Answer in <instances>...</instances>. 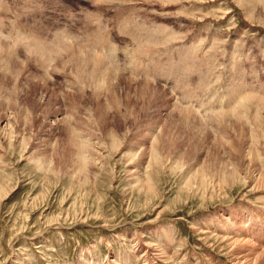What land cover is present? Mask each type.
Returning a JSON list of instances; mask_svg holds the SVG:
<instances>
[{
  "label": "rangeland",
  "instance_id": "obj_1",
  "mask_svg": "<svg viewBox=\"0 0 264 264\" xmlns=\"http://www.w3.org/2000/svg\"><path fill=\"white\" fill-rule=\"evenodd\" d=\"M0 48V264H264V0H0Z\"/></svg>",
  "mask_w": 264,
  "mask_h": 264
},
{
  "label": "bare ground",
  "instance_id": "obj_2",
  "mask_svg": "<svg viewBox=\"0 0 264 264\" xmlns=\"http://www.w3.org/2000/svg\"><path fill=\"white\" fill-rule=\"evenodd\" d=\"M119 3H121V2H119ZM249 4H250V3H249ZM253 10H254V9H253ZM253 12H254V11H253ZM253 12H252V13H253ZM248 13H249V12H248ZM250 13H251V12H250ZM127 30H128V29H127ZM16 34H17V33H16ZM17 35H18V34H17ZM17 35H16V36H17ZM19 35H20V34H19ZM57 35H58V34H57ZM14 36H15V35H14ZM17 37H19V36H17ZM21 37H22V36H20L19 41L21 40ZM30 37H31V35H30ZM60 37H61V36H60ZM60 37H58V38H60ZM12 38H13V37H12ZM15 38H16V37H15ZM24 38H25V37H24ZM53 38H54V37H53ZM63 38H64V37H63ZM63 38H62V39H63ZM23 40H24V39H23ZM31 40H32V41H31ZM31 40H30V38H29V40H28V42H27V44H26V47H27L28 44L31 43V42H32V44H37V45H34V48H33V46H32V48H31V49H28V50H30L32 54L34 53V55L37 56V57L41 60L40 63H41L43 66H44L45 64L50 63V60H51V59H52V60L54 59V55H55L56 52H57V51H55L54 49L58 50L59 48L64 47V49H63V51H64L65 48H66V50H68V48H69V47L67 48L68 44H67V46H65L66 43H65V44H64V43H61V44H63L64 46H62L61 44L57 43L58 45H61V47H59V46L56 47V48L53 47V48H54V49H53V48H52L53 45H51V44L48 42L49 45H51V46L49 47V45L46 44V41H45V42L41 41V42L45 43V44L47 45V47H45L46 45H45V46L43 45L44 47H43V46H40L41 44L39 43L38 38H35L34 36H33V38H31ZM57 40H58V39H57ZM59 40H60V39H59ZM63 40H64V39H63ZM15 41H16V40L14 39V42H15ZM24 41H25V40H24ZM29 41H31V42H29ZM16 42H17V41H16ZM21 42H22V40H21ZM25 42H26V41H25ZM53 42H57V41L54 40ZM62 42H65V40L62 41ZM18 43H20V42H18ZM18 43H17V46L19 45ZM22 43H23V42H22ZM24 44H25V43H24ZM24 44H23V45L21 44V45H22V48H23ZM53 44H54V43H53ZM21 45H20V46H21ZM54 45L56 46V44H54ZM70 45H71V44H70ZM70 45H69V46H70ZM13 46H14V44H13ZM20 46H19V47H20ZM30 46H31V45H30ZM30 46H29V47H30ZM72 46H73V45H72ZM72 46H71V47H72ZM76 46H77V45H76ZM42 47H43V48H42ZM71 47H70V48H71ZM27 48H28V47H27ZM27 48H26V49H27ZM57 48H58V49H57ZM70 48H69V49H70ZM79 48H80V47H79ZM0 49H1V48H0ZM2 50H3V49H2ZM6 50H7V49H6ZM26 51H27V50H26ZM59 51H60V53H61V50H60V49H59ZM79 51H80V50H79ZM68 52H69V50H68ZM77 52H78V51H77ZM12 53H13V52H12ZM26 53H27V52H26ZM29 53H30V52H29ZM31 53H30V54H31ZM57 53H58V52H57ZM98 55H99V54H98ZM28 56H29V55H28ZM32 56H33V55H32ZM32 56L30 55L31 58H32ZM56 56H57V54H56ZM95 56H96V55H95ZM70 57H71V56H70ZM79 57H81V55H80ZM79 57H78V58H79ZM102 58H103L102 55H101V56L99 55V56H97V57L95 58L94 61H97L96 63L101 64V62H102V60H103ZM49 59H50V60H49ZM40 60H39V61H40ZM185 60H187V62L189 61L187 58H186ZM185 60H184V61H185ZM204 61H205V60H204ZM204 61H203V62H204ZM211 61H212V60H211ZM189 62H190V61H189ZM38 63H39V62H38ZM38 63H37V64H38ZM94 63H95V62H94ZM41 64H40V65H41ZM206 64H207V63H205L204 66H206ZM185 65H186V64H185ZM186 66H187V65H186ZM39 67H41V66H39ZM44 68L46 69V66H45ZM185 69H187V68L185 67ZM197 69H198V68H197ZM198 70H199V69H198ZM180 71H181V70H180ZM188 71H189V70H188ZM232 72H233V71H232ZM241 73H242V72H241ZM192 74H193V73H192ZM212 74H213V73H212ZM193 75H194V74H193ZM202 76H203V75H202ZM204 77H205V76H204ZM204 79H205V78H204ZM207 79H208V78H207ZM211 79H212V78H211ZM209 80H210V78H209ZM206 81H208V80H206ZM234 85H235V83H234ZM237 86H238V85H237ZM237 88H238V87H237ZM249 88H250V87H249ZM232 89H233V88H232ZM234 89H235V88H234ZM240 89H241V88H240ZM238 90H239V89H238ZM254 90H255V89H254ZM242 91H243V90H242ZM232 92H234V91H232ZM235 92H237V90H236ZM239 92H240V91H239ZM232 94H234V93H232ZM246 94H247V93H246ZM252 94H253V93H252ZM252 94H251L250 97H254V98L257 97V96H256V97L253 96L254 94H253V95H252ZM235 95H236V93H235ZM238 95H240V94L238 93L236 96H238ZM244 96H245V93H244ZM239 97H240V96H239ZM240 99H241V98H240ZM246 99H248V97H247ZM246 99H245V100H246ZM249 99H252V98H249ZM253 100H255V99H252V101H253ZM258 102H259V101H258ZM182 111H183V110H182ZM185 112H186V111H185ZM190 112H191V111H190ZM190 112H188V114H189ZM236 116H237V115H236ZM239 118H240V117H239ZM253 119H254V118H253ZM259 119H260V118H259ZM235 120H236V119H235ZM256 121H257V120H256ZM263 122H264V121H263ZM241 125H242V124H241ZM255 125H256V124H255ZM234 150H235V149H234ZM237 150H238V149H237ZM243 152H244V150H243ZM240 153H241V152H240ZM240 153H239V154H240ZM251 153H252V152H251ZM251 153H250V154H251ZM236 154H237V153H236ZM243 154H244V153H243ZM240 155H241V154H240ZM249 156H250V155H249ZM241 157H242V156H241ZM261 174H262V173H261ZM261 176H263V177H261ZM260 177H261V179H262V178H264V175H260ZM262 180H263V179H262ZM258 181H259V180H258ZM262 182H263V181H262ZM263 183H264V182H263ZM242 218H243V217H242ZM224 219H225V218H224ZM243 219H244V218H243ZM259 219H260V218H259ZM225 220L228 222V219H225ZM239 230H241L242 232L244 231V229H242L241 226H240ZM223 236H224V237H223ZM223 236H222V237H223L224 239H228L227 242H230V243L234 244L233 246H234L235 248H237L236 246H237V245L239 246V244H241V242L244 243V244L247 243V244L249 245V241H248L249 239H246V237H242V238H241V235H236V236L223 235ZM221 239H222V238H221ZM240 239H241V240H240ZM260 239H261V238H260ZM223 241L225 242L226 240H223ZM257 241L261 244V242L259 241V239H258ZM227 242H226V243H227ZM242 245H243V244H242ZM148 246H149V247H148ZM148 246L145 245V247H147V248L150 250V248H152V246L149 245V244H148ZM240 246H241V245H240ZM235 248H234V249H235ZM238 248H240V247H238ZM238 248H237V250H238ZM246 248H247V247H246ZM263 248H264V246L261 247V251L264 250ZM235 250H236V249H235ZM242 250H243V249H242ZM245 250H246V249H245ZM247 250H248V249H247ZM249 250H250V249H249ZM142 251H143V250H142ZM147 251H148V250H147ZM256 251H257V249H256ZM245 252H246V251H245ZM249 252H250V251H249ZM257 252H258V251H257ZM257 252H255V253L252 252V254H257ZM236 253H237V252H236ZM240 253H241V252H240ZM240 253H239V255H240ZM243 253H244V252H243ZM263 253H264V251H263ZM162 254H163V253H162ZM162 254L159 255V253H157V252H155V253H153V252H142V255H143V257L145 258V261H146V262H151V264H154V263L156 264L157 262H155V260H157L159 257H160V259H161V258L163 259L164 257H162ZM234 254H235V253H234ZM237 254H238V253H237ZM241 254H242V253H241ZM252 254H251V255H252ZM246 255H247V254H245V257H246ZM249 255H250V254H249ZM261 255H262V254H261ZM231 256H232V255H231ZM241 256H242V255H240L239 257H241ZM235 257H236V256H235ZM242 258H243V257H242ZM253 258H254V257H253ZM236 259L238 260V258H236ZM239 259H241V258H239ZM257 259H258V258H257ZM233 260H235V259H233ZM244 260H246V258L243 259V261H244ZM161 261H162V260H161ZM235 261H236V260H235ZM240 261H241V260H240ZM159 262H160V261H159ZM163 262H164V261H163ZM244 262H245V261H244ZM244 262H243V264H244ZM262 262H263V261H262ZM238 263L241 264V262H238ZM144 264H146V263H144ZM236 264H237V262H236ZM246 264H247V263H246ZM254 264H255V263H254Z\"/></svg>",
  "mask_w": 264,
  "mask_h": 264
}]
</instances>
